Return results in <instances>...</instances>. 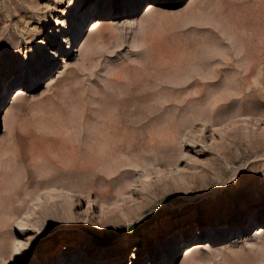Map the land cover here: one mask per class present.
Returning a JSON list of instances; mask_svg holds the SVG:
<instances>
[{
    "label": "rangeland",
    "instance_id": "obj_1",
    "mask_svg": "<svg viewBox=\"0 0 264 264\" xmlns=\"http://www.w3.org/2000/svg\"><path fill=\"white\" fill-rule=\"evenodd\" d=\"M0 264H264V0H0Z\"/></svg>",
    "mask_w": 264,
    "mask_h": 264
},
{
    "label": "bare ground",
    "instance_id": "obj_2",
    "mask_svg": "<svg viewBox=\"0 0 264 264\" xmlns=\"http://www.w3.org/2000/svg\"><path fill=\"white\" fill-rule=\"evenodd\" d=\"M50 21H55V20H54V18H53V19L51 18V19H50ZM96 22H98V23H95V25H94V27H93V28H95L96 26H98V25H99V21H96ZM43 53H44V52H43Z\"/></svg>",
    "mask_w": 264,
    "mask_h": 264
}]
</instances>
